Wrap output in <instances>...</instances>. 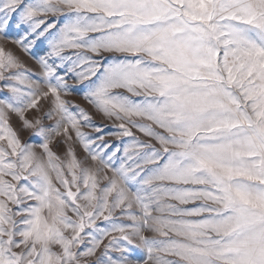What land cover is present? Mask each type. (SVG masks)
Listing matches in <instances>:
<instances>
[{
  "label": "snow or ice",
  "instance_id": "obj_1",
  "mask_svg": "<svg viewBox=\"0 0 264 264\" xmlns=\"http://www.w3.org/2000/svg\"><path fill=\"white\" fill-rule=\"evenodd\" d=\"M0 264H264V0H0Z\"/></svg>",
  "mask_w": 264,
  "mask_h": 264
},
{
  "label": "rangeland",
  "instance_id": "obj_2",
  "mask_svg": "<svg viewBox=\"0 0 264 264\" xmlns=\"http://www.w3.org/2000/svg\"><path fill=\"white\" fill-rule=\"evenodd\" d=\"M9 47H11V45H9ZM17 54L21 56V59L26 63V65L28 67L33 68V70H35V67H34L35 61H33L30 57H27V56L23 55L22 53L18 52ZM97 122H99V118L98 117H97ZM13 124L16 127H19V122L17 120H15V119H13ZM27 136H28L27 132L23 133L22 134V140L26 139Z\"/></svg>",
  "mask_w": 264,
  "mask_h": 264
}]
</instances>
